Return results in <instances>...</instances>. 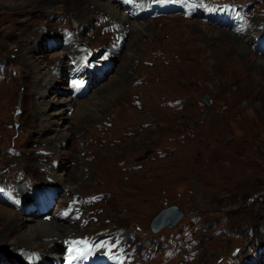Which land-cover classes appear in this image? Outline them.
Masks as SVG:
<instances>
[{
    "label": "rangeland",
    "instance_id": "obj_1",
    "mask_svg": "<svg viewBox=\"0 0 264 264\" xmlns=\"http://www.w3.org/2000/svg\"><path fill=\"white\" fill-rule=\"evenodd\" d=\"M99 1L128 20L87 0H0V264L23 262L9 245L34 215L74 248L87 211L93 242L120 236L102 247L124 258L114 264H264V0ZM234 29L246 52L219 37ZM52 73L45 108L36 81ZM169 205L182 215L154 232Z\"/></svg>",
    "mask_w": 264,
    "mask_h": 264
},
{
    "label": "bare ground",
    "instance_id": "obj_2",
    "mask_svg": "<svg viewBox=\"0 0 264 264\" xmlns=\"http://www.w3.org/2000/svg\"><path fill=\"white\" fill-rule=\"evenodd\" d=\"M87 1H89L90 5L92 6V9H93V7L96 8L97 6H99V7L101 6L107 12L112 14V16L115 15L117 17V20L122 24L128 20V19L126 20L125 15L120 16V17L117 16V11H116L115 7L108 4V3L104 4V3H101L99 0H87ZM125 7L126 6H124V10H125ZM85 10L89 11V8L85 9ZM112 28L114 29V27H112ZM235 30L236 29L227 30L229 32L224 31V30L220 31L219 37L222 39H227L231 45H234L240 51L244 50L246 52L247 45L243 44L241 42V40H239L237 38V35L235 36L233 34V32ZM117 46H118V44L113 42L111 44L110 49H109L110 52H114L113 50H115L117 48ZM110 55H113V54H110ZM75 58H73V60H72V63H73L72 66L74 67L73 68V74H74V76H77L79 80H81L87 76V69H86L87 66H85L84 63L80 64ZM28 62H31V60ZM223 62L224 61H221V63H223ZM60 63H62V62L60 60H57V65ZM258 67L260 69L264 70V58L263 59L260 58V60L258 62ZM230 69H232L233 72H235L237 75H241V69H240L239 63L231 66ZM55 74H53V73L48 74L47 76H45V78L43 80L36 81V83L38 85L37 89L39 90V99H37V102L40 103L45 108L50 104V101L45 100L42 96L46 93L48 88L50 86H52L51 83H52L53 79L55 78V76H54ZM119 81H121V80H119ZM75 83H76L77 87H76V89H74L72 91L71 95H68V94L66 95V93H65L64 96L62 98H60V100H59V101L63 102L64 106H66L68 108L74 102H76L75 97H77L76 95H78V93H80V91L78 90L79 82L74 81V84ZM157 91L158 90H156V92ZM156 92H154V93H156ZM55 103H58V99H55ZM177 103L178 102H175V104H177ZM83 107L85 109H88V107H86L85 105H83ZM143 108H145V107H141V106L137 107L138 110H141ZM132 109L121 111L125 117L124 119L129 120V118L132 117V114L130 111ZM166 109L167 108H162L163 112L160 111V113H164L163 115H167L168 113H167ZM41 117L43 118L44 122L47 124L48 118H50L49 113L44 112V114H42ZM108 119H109L110 123L114 122V124L119 125V126L121 124V121L119 119H112V120L110 118H108ZM167 120H168V118H167ZM101 124H102V122H101ZM104 124H105V122H104ZM103 132H106V134H108V133H110V130H109V132L106 130H103ZM114 167H116V166H114ZM114 167L112 169H114ZM46 176H48L47 179H49L53 182H56L58 184L63 183V178L59 174H56V172L54 171V168L52 166H51V169L47 173ZM23 194L25 196L29 195L28 192L27 193L23 192ZM25 199L28 200V198H25ZM43 199H45V198H43ZM74 209H75V211H74V214L72 213V218L74 220H77L79 218V220H80L81 212L79 211V209H77L76 206L74 207ZM68 210H71V208L66 209L65 211H68ZM39 215H40V213H39ZM37 216L38 215H34L31 217V219L33 221H36V222L29 229V232L28 233L23 232L22 234L19 233L16 240L11 242L9 245L10 250L8 252H9L10 256H14V257H17V259H21L23 261L21 264H24V263L25 264H57L58 261L61 260V258L65 259V264H94V263L95 264H106V262L104 263V259L107 261L112 260V264H114V262L118 258L121 260H124V258H122L121 255L117 256V254L119 252L116 251L114 247H108L107 249L102 251V247L105 244H111V245H115L116 247H118V243L120 241L119 240L120 236L112 237V238L108 239L107 241H103V243H96V242L92 241L102 229L100 227H99L100 229H95V226L93 224L94 221H91V222L89 221V219H91V216H90L88 211L83 216L84 217L83 218L84 222H82L83 223L82 224L83 230L80 234V237H78L74 233H70V234L68 233L69 236H67V237H69L73 241H76L77 245L74 248L66 249V251H63V248L57 244V240L54 238V237H56V235L60 234V232L62 230V226H59L54 221L49 220V219L39 221L38 220L39 217H37ZM20 227H21V223L18 222V218L13 216V218L10 220V224L6 228H4V230L2 232V237L5 239H8L10 234L12 232H16V231L18 232V229H20ZM102 228H104V227H102ZM68 230H70V229H68ZM68 230H67V232H69ZM71 230H74V229H71ZM137 233H138V230H137ZM137 237H139V235ZM128 263H129V261H126V264H128ZM12 264H15V263H12ZM17 264H20V263L18 262Z\"/></svg>",
    "mask_w": 264,
    "mask_h": 264
},
{
    "label": "water",
    "instance_id": "obj_3",
    "mask_svg": "<svg viewBox=\"0 0 264 264\" xmlns=\"http://www.w3.org/2000/svg\"><path fill=\"white\" fill-rule=\"evenodd\" d=\"M203 100L209 105L210 97L205 95ZM182 215V211L178 209L176 205H169L163 208L152 220V229L154 232L158 231L162 227L172 226Z\"/></svg>",
    "mask_w": 264,
    "mask_h": 264
}]
</instances>
